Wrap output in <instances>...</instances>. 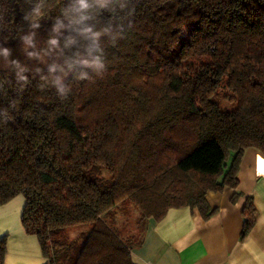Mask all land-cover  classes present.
Instances as JSON below:
<instances>
[{
	"label": "trees",
	"instance_id": "16d2710c",
	"mask_svg": "<svg viewBox=\"0 0 264 264\" xmlns=\"http://www.w3.org/2000/svg\"><path fill=\"white\" fill-rule=\"evenodd\" d=\"M38 2L0 0V46L29 78L21 90L0 57V110L10 112L0 116V205L23 196L21 225L48 264H134L149 219L185 206L208 219L206 193L237 187L246 149L264 157V0H134L123 39L102 38L106 71L70 78L63 99L40 78L54 57L29 59L20 39ZM68 2L43 0L35 50ZM128 205L139 233L122 237L115 216ZM241 213L243 239L256 220L251 197Z\"/></svg>",
	"mask_w": 264,
	"mask_h": 264
},
{
	"label": "crops",
	"instance_id": "0c3cea01",
	"mask_svg": "<svg viewBox=\"0 0 264 264\" xmlns=\"http://www.w3.org/2000/svg\"><path fill=\"white\" fill-rule=\"evenodd\" d=\"M237 177V187L206 193L207 204L216 209L208 219L189 206L171 208L158 221L149 219L141 243L131 249L132 262L264 264V157L246 149ZM248 197L255 205L256 220L241 239V211ZM23 205L21 194L0 205V238H7L4 264H48L36 236L21 225Z\"/></svg>",
	"mask_w": 264,
	"mask_h": 264
},
{
	"label": "clouds",
	"instance_id": "9594fccd",
	"mask_svg": "<svg viewBox=\"0 0 264 264\" xmlns=\"http://www.w3.org/2000/svg\"><path fill=\"white\" fill-rule=\"evenodd\" d=\"M135 11L134 0H69L51 26L52 34L47 40V47L35 50L36 30L41 27L39 18L44 14L43 0H40L23 14L22 19L28 23L30 31L20 39L29 59L43 61L44 57H54L55 62L47 67L48 75H41L40 78L50 82L63 99L71 91L70 82H66L70 78L76 81H91L93 77L87 70L97 76L103 75L108 62L102 38L108 37L113 45L118 39H123L125 32L131 27V18ZM121 13L125 15L126 20L120 19ZM11 53L10 48L0 46V57L5 61H9ZM9 63L15 69V79L22 90L29 83V78L25 75L28 69L16 59L10 60ZM36 72L41 73L42 69L37 68ZM2 88L3 85L0 84V89ZM10 107H15V101L11 102ZM0 116L4 118L3 122L7 123L10 118L9 110H0Z\"/></svg>",
	"mask_w": 264,
	"mask_h": 264
},
{
	"label": "rangeland",
	"instance_id": "374dc122",
	"mask_svg": "<svg viewBox=\"0 0 264 264\" xmlns=\"http://www.w3.org/2000/svg\"><path fill=\"white\" fill-rule=\"evenodd\" d=\"M127 207L129 209L128 216L122 215L120 212H118L115 216V223L119 228V232L122 237H126L131 234L136 235L139 233V229L135 220L137 215V209L133 205H128ZM67 230L68 238H74L78 236V232L80 231V229L75 228H67ZM82 230H85V228L83 227Z\"/></svg>",
	"mask_w": 264,
	"mask_h": 264
}]
</instances>
